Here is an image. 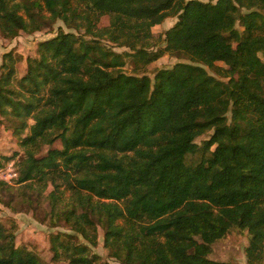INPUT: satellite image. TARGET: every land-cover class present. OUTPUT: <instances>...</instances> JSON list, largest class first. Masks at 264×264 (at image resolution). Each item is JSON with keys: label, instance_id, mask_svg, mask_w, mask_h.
Masks as SVG:
<instances>
[{"label": "trees", "instance_id": "trees-1", "mask_svg": "<svg viewBox=\"0 0 264 264\" xmlns=\"http://www.w3.org/2000/svg\"><path fill=\"white\" fill-rule=\"evenodd\" d=\"M261 10L264 0H0L5 39L58 20L82 32L60 31L25 59L13 50L0 58V120L23 149L13 195L44 193L50 220L91 242L52 236L55 261L97 264L90 233L101 225L123 264H233L209 257L233 228L248 232L247 264H263ZM106 14L112 22L99 27ZM170 15L177 21L166 47L150 49L152 27ZM102 38L128 45L143 66L165 51L187 61L157 69L153 79L130 74L125 55ZM57 140L61 146L50 147ZM13 156L0 153V166ZM4 184L11 183L0 181L5 203ZM15 240L0 221V264H46Z\"/></svg>", "mask_w": 264, "mask_h": 264}, {"label": "rangeland", "instance_id": "rangeland-1", "mask_svg": "<svg viewBox=\"0 0 264 264\" xmlns=\"http://www.w3.org/2000/svg\"><path fill=\"white\" fill-rule=\"evenodd\" d=\"M207 1V0H205ZM264 13V10H261ZM113 15L106 14L101 17L98 24L99 27H106L112 22ZM177 21L175 16L166 17L160 24L152 27V40L150 41L152 50L164 49L166 47V42L164 41L165 32L167 29L172 27ZM236 27L243 29V27L237 23ZM60 31L64 32H74L77 35H82L81 31L70 28L62 20H58L53 28L35 32L32 34H27L21 32L19 36L12 40L5 39L0 35V58L2 55L10 50L14 51V54H20L25 59L27 56L35 55L37 45L40 41L47 38L56 36ZM90 38V36H86ZM93 38V36H91ZM102 42L108 48L115 50L123 55H125V63L123 69L130 74L138 73V75H148L151 79L154 78L155 72L159 68H171L179 61H187V58L178 57V55L173 54L169 51H165L158 59L143 66L137 57L133 56L132 50L128 45H119L113 41L104 40ZM15 56V57H16ZM135 59V60H134ZM219 66H223L228 70V67L223 62H217ZM27 62L23 60L19 62V69L22 72L26 69ZM210 74L215 75L223 80H228V76H220L217 72L211 68L207 67ZM19 74H21L19 72ZM10 122L7 119L0 120V151L4 156H13L17 162L23 157V149L17 144L18 136L9 133L5 129L6 125ZM6 132V133H5ZM213 130H209L206 133L198 136L196 142L200 145L203 144L204 140H207L212 135ZM16 143L15 145L13 143ZM61 146V141L57 140L52 146ZM49 146H45L42 154H45ZM5 161V160H4ZM6 190L2 192V198L6 201L5 203L0 201V221L6 227H12L15 231L16 245L26 246L33 252L39 255V257L46 264H69L67 260L55 261L53 259L52 251V236L59 235L60 239L65 241H76L80 243L90 244L83 235L70 228V225L65 221L61 220L59 222H54L50 220V209L46 201L44 193L29 191L25 195L22 190L19 191V195L15 197L14 192L16 191L17 184L15 182L11 184L3 185ZM1 188V187H0ZM22 194V197H20ZM31 197L32 202H34V207L36 210L33 211L27 195ZM34 194V196H33ZM10 202L11 205H7ZM97 235L95 244H92L91 249L97 255V264H123L119 259L111 256L109 249L104 244V229L101 225H98L97 232L91 231L90 235ZM249 243V235L247 230H241L239 228L231 229L225 237L215 241L212 244V252L209 257L217 260L230 261L233 264H247V259L245 255V247ZM264 264V262H263Z\"/></svg>", "mask_w": 264, "mask_h": 264}, {"label": "built area", "instance_id": "built-area-1", "mask_svg": "<svg viewBox=\"0 0 264 264\" xmlns=\"http://www.w3.org/2000/svg\"><path fill=\"white\" fill-rule=\"evenodd\" d=\"M19 169L17 160L11 158L0 166V181L13 183L18 179Z\"/></svg>", "mask_w": 264, "mask_h": 264}, {"label": "crops", "instance_id": "crops-1", "mask_svg": "<svg viewBox=\"0 0 264 264\" xmlns=\"http://www.w3.org/2000/svg\"><path fill=\"white\" fill-rule=\"evenodd\" d=\"M6 130H7V129H6ZM8 131H9L10 134H12V137H14L13 132H12L10 129H9ZM5 133H6V132H5ZM2 134H3V133H0V135H2ZM12 143H13V142H12ZM13 144L15 145L16 143H13ZM0 153H2V152L0 151Z\"/></svg>", "mask_w": 264, "mask_h": 264}]
</instances>
